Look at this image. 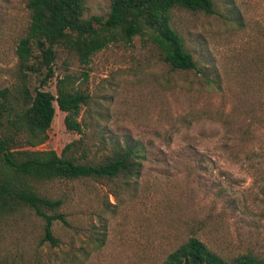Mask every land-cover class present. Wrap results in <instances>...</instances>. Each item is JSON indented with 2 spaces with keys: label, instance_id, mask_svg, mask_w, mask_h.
<instances>
[{
  "label": "rangeland",
  "instance_id": "obj_1",
  "mask_svg": "<svg viewBox=\"0 0 264 264\" xmlns=\"http://www.w3.org/2000/svg\"><path fill=\"white\" fill-rule=\"evenodd\" d=\"M30 0H0V90L17 80L19 42ZM216 13L175 10L173 26L198 69L173 71L144 38L112 44L70 72L91 95L80 120L93 152L117 145L143 151L141 177L128 186L55 181L41 192L64 201L69 225L58 245L43 243L34 220L0 223V264H162L190 237L221 256L264 259V0H214ZM110 0H87L86 17H106ZM60 65V63H59ZM62 67L41 87L53 94ZM42 78V77H41ZM57 111L39 147L62 154L83 137ZM252 124V140L242 131ZM105 238L102 248L98 239Z\"/></svg>",
  "mask_w": 264,
  "mask_h": 264
},
{
  "label": "trees",
  "instance_id": "obj_2",
  "mask_svg": "<svg viewBox=\"0 0 264 264\" xmlns=\"http://www.w3.org/2000/svg\"><path fill=\"white\" fill-rule=\"evenodd\" d=\"M27 7L31 23L17 49V80L0 90V223L40 222L42 242L56 246L54 223L69 225L64 201L41 192L42 185L93 180L125 187L141 177L144 159L138 145H117L102 155L93 152L80 120L91 95L83 84L76 85L71 66L88 65L112 44L130 45L139 36L156 48L160 61L171 70L195 71L197 61L174 28L173 13L213 15L216 5L214 0H110L106 17H86L87 0H30ZM59 67L65 74L56 94L32 87L33 75L44 87ZM58 110L66 113L67 130L83 135L66 145L61 155L39 149L49 138ZM251 127L248 124L241 132L245 141L252 140ZM97 239V248H102L106 239ZM162 264H264V259L251 254L227 259L193 236Z\"/></svg>",
  "mask_w": 264,
  "mask_h": 264
}]
</instances>
